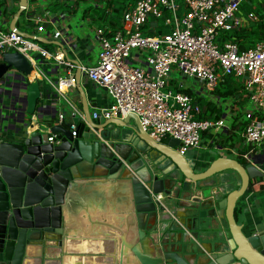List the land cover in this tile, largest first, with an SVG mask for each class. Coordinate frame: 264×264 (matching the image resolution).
<instances>
[{
  "label": "water",
  "instance_id": "obj_1",
  "mask_svg": "<svg viewBox=\"0 0 264 264\" xmlns=\"http://www.w3.org/2000/svg\"><path fill=\"white\" fill-rule=\"evenodd\" d=\"M27 7L28 0H19L9 31L21 33L14 27V22ZM36 41L47 44L41 38H36ZM56 45L61 46L59 42ZM36 60L40 67L42 60ZM70 61L76 66L80 65L76 60ZM33 71L29 61L19 52H6L0 57V264H24L27 247L40 246L43 250L49 238L56 239L61 247L64 244L61 238L66 233L62 209L68 201L70 189L77 181L90 177L89 173L97 176L95 172L98 168L105 169L111 179L118 178L127 170L107 149L102 140V137L107 136L119 139L110 148L124 160L129 156L128 165L142 160V154L152 161L161 158V161H167L181 176L192 182L222 172L236 173L240 178L237 189L221 199L205 200L199 206L198 218L224 219L227 224V248L214 253L207 251L209 256L203 264H264V222L246 232L236 223L234 216L237 201L246 194L250 182L264 177V170L259 169L255 161L242 165L236 159L220 155L204 171L196 172L178 150L177 139L167 138L163 143L155 142L143 131L139 118L134 114H128L123 119L113 118L103 126L93 123L88 115L85 121L73 119L76 125L74 131L64 124L52 123L46 126L48 130L45 132L44 125L39 121L40 116L51 108L52 113L49 112L47 117L54 121L56 109L52 104L41 103L43 87L49 85L39 79H27ZM74 77L76 88L83 96L79 86L80 69L75 70ZM52 101L58 102V99ZM36 122L43 126V130L29 132L28 129ZM109 126L122 128V131L115 129L107 134L105 132ZM52 135L54 142H49L48 138ZM119 148H126L128 155H121ZM120 169L119 176L115 177ZM145 169V179L136 178L128 172L132 199L130 213L135 227L132 225L127 229H135L136 232L128 242H121L117 264H122L125 257L127 262L132 261L133 257L131 264H192L189 261L192 259L197 264L200 255L186 252L185 243L179 244L176 249L175 243L168 244L162 239L156 242L150 237L149 227L154 226L152 229L155 230L158 219L161 220L166 210L163 202L170 198L172 186L176 182L172 176H168L170 171H160L164 178H159L149 168ZM179 185L177 182L176 186ZM158 194L163 198L160 202L155 198ZM129 224H132L131 218ZM187 229L195 239L197 232L192 225L187 226ZM151 252L155 256L150 255ZM188 254L189 257H186Z\"/></svg>",
  "mask_w": 264,
  "mask_h": 264
},
{
  "label": "built area",
  "instance_id": "obj_2",
  "mask_svg": "<svg viewBox=\"0 0 264 264\" xmlns=\"http://www.w3.org/2000/svg\"><path fill=\"white\" fill-rule=\"evenodd\" d=\"M244 1L248 0H182L180 6L176 0H137L123 13L120 28L96 29L100 51L93 65L76 66L68 59L64 49L68 35L58 29L53 36L59 37L61 46L53 53L35 37L0 30V57L6 52L21 53L34 70L27 79L45 81L60 97L67 89L76 87L74 73L80 69L81 75L104 89L112 99L109 106L94 111L91 119H122L134 114L143 131L155 142L177 139L183 155L200 146L201 134L221 129L223 121L195 119L199 106L189 95L170 87L172 68L183 77L194 78L208 92L223 83L225 77L233 76L242 85L250 104L243 111L248 123L241 135L250 149L227 150L248 164L254 161L255 147L264 142V38L243 51L229 40L221 46L216 43L219 31L248 28L251 22L259 20L255 13H249L246 19L237 16ZM150 18L155 22H150ZM36 21L39 23L36 30L44 32L45 19L37 17ZM35 57L42 63L53 60L59 68L67 70V75L50 79ZM177 86L184 88L182 84ZM63 118L60 113L57 124H62ZM69 127L74 131L76 125ZM48 141L54 142V135ZM155 198L159 202L163 199L160 194Z\"/></svg>",
  "mask_w": 264,
  "mask_h": 264
},
{
  "label": "crops",
  "instance_id": "obj_3",
  "mask_svg": "<svg viewBox=\"0 0 264 264\" xmlns=\"http://www.w3.org/2000/svg\"><path fill=\"white\" fill-rule=\"evenodd\" d=\"M64 1L34 0V4L31 5L30 0H28V7L25 10V14L20 15L15 20L14 27L22 34L41 38L46 41L48 45L46 49L52 53L58 51L56 42H59V37L57 39L54 38L53 32L57 29L63 30L68 35V44L64 47L68 59L76 60L81 65L92 64L96 62V58L92 56L93 49L89 47L88 39L83 37L81 33H78L69 23L68 18L73 15H62L61 10L57 11L56 14L50 12L52 4L63 3ZM18 2L19 0H4L5 5L2 6L0 4L1 31H9V26L14 21V16L18 9ZM37 17L45 19V24H43L44 32H38L36 30L39 25L36 21ZM88 23L90 24L89 20ZM93 43L96 44V41L93 40ZM96 45L98 46V44ZM73 48L74 51L72 52L71 49ZM41 68L44 69L48 77L52 80H55L58 76L67 75V70L59 68L53 60L44 62ZM198 84L199 88L183 86L192 91L190 97L193 99V102L195 103L196 97L214 100L210 94L211 92L205 90L200 83ZM79 86L82 89L83 96H80L76 87L67 89L61 97L56 96V93L53 92L50 86L43 87L41 103L44 105L52 104V107L56 109L54 121L50 120L49 116L47 117L49 112L52 113L51 108L40 116L39 121L44 125L45 132L48 130L47 125L51 126L52 123H58L57 116L60 113L64 115L62 124L69 127L73 124L74 118H78L79 121H85L88 115L91 116L94 111L109 106L112 103V99L104 89L83 75L80 77ZM53 99H58V102L52 101ZM220 103L225 108L224 115L221 118L223 127L219 130H209L201 134L200 146L196 149L187 150L184 153V156L189 160L196 172L204 171L211 161L220 155L236 159L227 148H237L230 147V141L229 143L221 145L220 140L221 136L227 134L225 130H228L234 123L237 125L245 122V118L242 115L234 121L233 116H235V111L238 108V104L234 100L222 101ZM248 105L247 103L245 109L250 108ZM92 121L98 126H103L108 120L92 119ZM41 124L38 122L32 124V127L28 131L31 129L43 130ZM115 129L113 126L108 127L105 133H111ZM119 130L122 131V128H119ZM90 131L93 130L90 128ZM233 132L237 135H242L240 129H235ZM204 139H207V141L204 142ZM102 140L106 144L107 149L121 161L123 167L127 170L123 171L121 176H119L122 170L120 169L115 175V177H119L111 179V176L106 175L105 169L98 168L95 172L97 176H91V173H89L88 175L90 177L77 181L73 188L70 189L71 191L67 195L68 201L62 209L66 230V233L61 238L64 244L60 247L56 239L49 238L43 250L40 246H28L26 261H31L34 264H64V258L66 256H74L76 258L84 256L90 258L94 264H117L121 242L124 240L128 242V236L130 235L132 238L136 232L135 229L128 231L129 226L132 227L133 225L135 227V222L134 220L132 221V215L130 213L132 210V199L128 176L131 174L136 178L145 179L147 177L145 167L149 168L155 174H158L159 178H164V175H161L162 172L170 171L168 176H172L176 182L172 186L170 198L163 202L166 205V210L160 217L161 220L158 219L155 230L152 229L154 226L149 227L151 228L149 231L151 238L156 242L162 239L168 244L175 243L176 249L179 244L185 243L186 252H194L200 255L198 261H196L197 264L206 262L209 256L207 251L214 253L227 248L225 242L227 224L225 220H213L209 217L200 219L197 215L200 211L199 206L203 201L211 198L221 199L228 192L239 187L240 178L236 173L232 171L222 172L202 181L192 182L181 176L167 161H161V158L152 161L146 155L142 154V160L128 165L129 156H127L128 151L126 148L122 150L119 148V151L121 155L127 156L125 158L127 160H124L113 148H110L112 143L119 142L118 138H110L107 136L106 138L102 137ZM245 147L250 149L249 146ZM253 158L259 166V169L264 170V142L255 147ZM126 172L127 175L124 176ZM261 180L264 181V177ZM177 182L180 184L179 186H176ZM260 183L264 186L263 182L258 183L257 181L248 193L237 201L235 208L234 216L236 223L246 232L253 227H258L264 222V187L261 188ZM130 218L131 225L129 224ZM187 221L190 222L188 223ZM189 225H192L193 230L197 232L195 239L192 238L191 231L187 229ZM85 238L98 241L99 244L97 246H99V249H97V246L87 252L76 251L74 248L72 250L68 249V241L78 242ZM190 240H194V242L190 243ZM134 242L138 245L137 240ZM149 254L155 256L154 252ZM129 255L131 257V254ZM186 257H189V254ZM131 260L133 261V257H131ZM132 261L127 262L125 257L122 264H131ZM189 261L195 264L194 259Z\"/></svg>",
  "mask_w": 264,
  "mask_h": 264
},
{
  "label": "trees",
  "instance_id": "obj_4",
  "mask_svg": "<svg viewBox=\"0 0 264 264\" xmlns=\"http://www.w3.org/2000/svg\"><path fill=\"white\" fill-rule=\"evenodd\" d=\"M73 3V4H71ZM83 1L85 5L83 6V20H89L90 24H97L98 28L107 29H117L121 26V18L123 13L129 6L136 3L137 0H65L63 3H54L50 7V12L56 14L57 11L61 10L62 14H73L78 6L79 2ZM176 2L182 6V0H176ZM0 4L5 5L4 0L0 1ZM30 4H34V0H30ZM62 4V5H60ZM69 9V11H67ZM15 11V10H14ZM184 9L181 8L180 13H183ZM14 13V12H13ZM249 13H255L258 15L259 20L257 22H251L248 28L231 29L229 31H219L216 38V43L220 46L225 41H231L236 43L240 51L246 50L253 47L258 41L264 38V0L261 3H256L255 0H248L241 4L237 16ZM25 14L22 12L21 16ZM150 22H153L152 20ZM167 30H169L167 28ZM164 30V31H167ZM44 48H47V44H42ZM172 88L176 92H182L187 95H192V91L189 88H179L176 84L171 83ZM214 100H207L203 97L197 98L195 104L200 108L199 114L195 115L196 120H211L218 121L223 115L225 108L221 106L222 101L234 100L238 104V108L235 111V116H233L234 121L239 119L243 115L246 104L248 103V96L243 90L242 85L233 76L225 77L223 83H221L216 89L211 93ZM234 123V122H233ZM248 122L235 125L232 124L228 130H225V135L221 136L220 144L229 143L230 147L243 149L247 151L249 148L244 146V141L241 135H237L233 132L235 129H240L243 131L244 127ZM237 160L242 164L246 165V162L242 159ZM262 178H255L250 182L249 188L246 193L250 190L252 186L258 181L263 182ZM261 184V183H260ZM259 184V185H260ZM261 184V188H263Z\"/></svg>",
  "mask_w": 264,
  "mask_h": 264
},
{
  "label": "rangeland",
  "instance_id": "obj_5",
  "mask_svg": "<svg viewBox=\"0 0 264 264\" xmlns=\"http://www.w3.org/2000/svg\"><path fill=\"white\" fill-rule=\"evenodd\" d=\"M255 1H256V3L262 2V0H255ZM244 2H246V1H244ZM71 4H73V3H71ZM60 5H62V4H60ZM84 5H85V3L83 1H80L78 6L76 7V9L74 11V15L72 14L73 16L68 18V20H69L70 25H72L73 28L78 33H81V35L83 37L88 39V45H89V47H91L93 49L92 50V56L97 59L100 48H99V46L96 45V44H98L97 42H96V44L93 43V40H95V31L98 28V25L97 24H89L87 19L83 21L82 16H83V6ZM67 11H69V9H67ZM241 16L244 17L245 19L247 18L246 14H243ZM151 20H152V18L149 19V21H151ZM120 21H121V26H122L123 17L121 18ZM152 21L155 22L154 20H152ZM33 54L34 53H32V52L30 53L31 56ZM144 55L146 56V54H144ZM94 63L88 64V65H93ZM170 79L172 80L171 82L173 84H176V85L182 84L183 86H186V87L191 86L193 88H199V84L197 83V81L194 78L183 77L175 67L172 68V71L170 73ZM170 87L172 88V85H170ZM248 106H250V104ZM109 127H111V126H109ZM113 127L116 128L115 126H113ZM116 129L119 130V128H116ZM206 141H207V139H204V142H206Z\"/></svg>",
  "mask_w": 264,
  "mask_h": 264
},
{
  "label": "bare ground",
  "instance_id": "obj_6",
  "mask_svg": "<svg viewBox=\"0 0 264 264\" xmlns=\"http://www.w3.org/2000/svg\"><path fill=\"white\" fill-rule=\"evenodd\" d=\"M30 132H33L34 129L29 130ZM128 238L130 239L131 236L129 235ZM99 244L98 241H93L90 239H82L80 241H68V249L72 250L74 248V250L76 251H82V252H87V251H91L93 250V247L97 246ZM97 249H99V246H97ZM65 262L64 264H94V262L87 257H79L76 258L74 256H66L64 258ZM24 264H34L31 261H26L24 262Z\"/></svg>",
  "mask_w": 264,
  "mask_h": 264
}]
</instances>
